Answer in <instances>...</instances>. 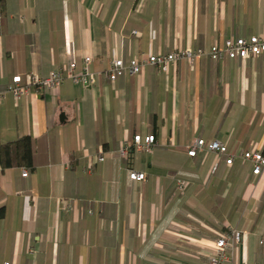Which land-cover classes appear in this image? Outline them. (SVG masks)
<instances>
[{
	"label": "crops",
	"instance_id": "0c3cea01",
	"mask_svg": "<svg viewBox=\"0 0 264 264\" xmlns=\"http://www.w3.org/2000/svg\"><path fill=\"white\" fill-rule=\"evenodd\" d=\"M251 35L264 36V0H6L1 86L86 56L96 83L0 101V141H34L27 176L0 165V264H207L230 226L243 233L231 264H264V175L238 158L187 153L199 138L232 153L264 147V55L146 65L114 82L102 74L114 56ZM138 133L155 135L152 151L120 157Z\"/></svg>",
	"mask_w": 264,
	"mask_h": 264
},
{
	"label": "built area",
	"instance_id": "2783aa9c",
	"mask_svg": "<svg viewBox=\"0 0 264 264\" xmlns=\"http://www.w3.org/2000/svg\"><path fill=\"white\" fill-rule=\"evenodd\" d=\"M138 31H133L137 34ZM264 55V36L251 35L249 37H228L222 44H213L209 48H183L174 49L169 53L150 54L143 57H134L128 61L123 57L114 56L110 66L103 71L105 77L110 81H116L126 72L130 74L142 73L146 65H153L164 72H168L171 65L176 64L179 60L185 59L191 66L203 58L208 57L212 60L242 59L249 57H259ZM92 61L91 56H86L81 67L76 61H71L67 66L54 69L47 76H41L30 73L27 80L24 81L23 76L14 75L9 83L5 86L0 85V101L7 94L11 93L15 97H21L29 94L33 88L37 91L51 90L54 91L62 85L65 80L81 85L82 87H90L96 83V73L90 68ZM156 144L155 135L135 134L133 139L125 141L118 149V155L127 158L133 151H152ZM208 151L218 154L221 159H225L226 163L232 165L235 159L248 162L252 165V173L255 176L264 175V147L253 145L247 150L239 153H232L228 146L220 140L214 139L207 141L199 138L197 141L187 148L189 156H196L198 151ZM105 153L102 151L97 155V161H104ZM29 169L23 168V176H27ZM130 179L134 181L146 180V173L131 169L129 173ZM176 186L179 191H185L187 181L182 178L176 179ZM243 240V233L236 227H227L224 231L218 233L214 240L212 250L208 254L207 264H231L235 261L238 246ZM5 264H11L6 262Z\"/></svg>",
	"mask_w": 264,
	"mask_h": 264
},
{
	"label": "trees",
	"instance_id": "16d2710c",
	"mask_svg": "<svg viewBox=\"0 0 264 264\" xmlns=\"http://www.w3.org/2000/svg\"><path fill=\"white\" fill-rule=\"evenodd\" d=\"M6 0H0V11L5 8ZM34 141L26 135L9 142L0 141V165L2 169L13 166L33 168ZM4 212L0 210V217Z\"/></svg>",
	"mask_w": 264,
	"mask_h": 264
},
{
	"label": "water",
	"instance_id": "95a60500",
	"mask_svg": "<svg viewBox=\"0 0 264 264\" xmlns=\"http://www.w3.org/2000/svg\"><path fill=\"white\" fill-rule=\"evenodd\" d=\"M62 118H63V115H62Z\"/></svg>",
	"mask_w": 264,
	"mask_h": 264
}]
</instances>
